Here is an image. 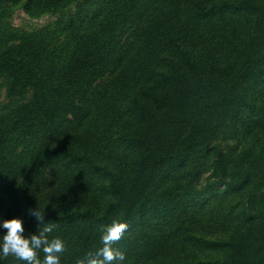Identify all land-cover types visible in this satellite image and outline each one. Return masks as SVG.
Here are the masks:
<instances>
[{
    "label": "trees",
    "instance_id": "trees-1",
    "mask_svg": "<svg viewBox=\"0 0 264 264\" xmlns=\"http://www.w3.org/2000/svg\"><path fill=\"white\" fill-rule=\"evenodd\" d=\"M134 1L87 0L59 48L24 40L0 52V87L13 95L21 93L17 80L44 71L30 103L8 110L6 122L0 117V221L21 218L28 236L39 225L31 211L44 208V222L57 225L51 235L66 244L61 264H75L99 248L101 229L115 218L128 224L124 235L136 234L129 221L146 212L152 195L165 194L163 183L157 188L152 179L163 165L184 170L208 160L206 186L212 190L202 202L212 209L220 199H232L227 233L264 217V136H257L258 150L224 153L215 143L219 127L264 132V0H181L183 11L171 18L158 11L161 0ZM231 18L237 24L218 26ZM212 25L211 35H230L238 43L202 46ZM250 34L249 46L241 45ZM71 68L91 76L84 88L74 87ZM213 116L221 122L211 124ZM101 119L114 128L110 153L89 141L90 123ZM76 124L86 126L82 136H68L84 146L81 163L61 155L65 144H57ZM107 201L98 213L96 206ZM188 230L187 236L193 233ZM5 232L0 227V237ZM125 250L123 264H160L147 247ZM43 256L41 251V261ZM232 264L262 263L247 257Z\"/></svg>",
    "mask_w": 264,
    "mask_h": 264
},
{
    "label": "rangeland",
    "instance_id": "rangeland-1",
    "mask_svg": "<svg viewBox=\"0 0 264 264\" xmlns=\"http://www.w3.org/2000/svg\"><path fill=\"white\" fill-rule=\"evenodd\" d=\"M28 1L0 0V52L9 46H22L24 40L29 43L42 40L40 44L49 41L51 49L59 48L66 37L71 17L88 3L87 0ZM139 1L135 0L133 3L137 4ZM144 1L142 0L141 4ZM51 2L55 8L45 9ZM184 7L181 0H161L157 5L160 14L167 18L180 14ZM235 24L237 20L231 18L221 21L218 26L231 27ZM213 27V25L208 26L209 31L202 35L201 44L205 48L211 47L212 43L216 42L238 43L239 40L232 39L230 35H211L215 31ZM243 39L245 41L241 45L249 46L252 40L251 34L247 41ZM21 50L19 49V54ZM23 50L27 54L28 48ZM239 54H244V52L239 51ZM76 71L78 70L70 69L75 78L74 87L84 88L91 76L85 71L74 73ZM43 76L42 69H35L31 71V78L28 80H17L20 83V89L16 90H21V93L17 95H13L12 91L5 87L6 85H2L0 87V117L6 115L8 110L15 109L16 106L30 103L37 88L41 89ZM99 82V78L96 79L93 86ZM61 85L62 82H58L55 88H60ZM69 116L70 119H75L70 113H68ZM7 119L8 116H4L1 121L6 122ZM210 122L215 125L216 122L221 121L213 116ZM85 127L84 124H76L69 129L68 134L64 135L66 137L58 138V145L60 142L65 144L60 150L64 151V154H61L59 149L58 153L70 156L77 163L84 161L86 157L83 153L84 146H74L70 143L68 136H82L85 134ZM225 129V127H219L218 130L221 131L215 139V143L224 153H228L229 150L241 152L245 150L244 148L258 150L260 144H258L257 136H264L262 130L248 133L243 130L238 132L232 130L231 132ZM89 130V141L98 145L104 153H110L107 143L111 139L114 128L108 127L106 119L91 122ZM152 179L158 181L157 188L163 183L164 190L161 194L165 193L164 196H151L146 212L129 221L130 224L134 223L135 227H132V231L136 234L132 232L131 237L129 234L123 235L116 243V248L126 251L127 246L134 244L137 247H147V254L152 255L160 264H232L234 260L240 262L247 257L255 258L264 264V217L247 219L242 222L243 226L239 230L227 233L235 213V209L230 205L232 199H220L212 209H207L206 202H202L201 197L212 190V188L207 189L206 186L209 182L208 160L200 166H189L184 170L163 165L152 172ZM142 186L141 183L138 189ZM197 192L200 194L198 195ZM108 203V201L105 202L104 206L101 203L98 204L97 212H103L102 210ZM195 222L200 223L197 229L194 227ZM207 226L210 229H207ZM191 227L193 233L187 236L188 228ZM202 242H204V247H200ZM206 243L213 245L207 246ZM241 243H244L242 247H240ZM0 260L3 261L1 264H6L5 261L7 264H12L14 261L16 264H25L11 255L7 258L0 257Z\"/></svg>",
    "mask_w": 264,
    "mask_h": 264
},
{
    "label": "clouds",
    "instance_id": "clouds-1",
    "mask_svg": "<svg viewBox=\"0 0 264 264\" xmlns=\"http://www.w3.org/2000/svg\"><path fill=\"white\" fill-rule=\"evenodd\" d=\"M31 214L39 222L37 231L24 235L22 219L12 217L0 221V227L6 230L0 237V257L10 255L25 264H61V256L67 250L59 236L51 235L57 225L44 222V208L34 209ZM43 225L42 227H40ZM128 224L119 218L113 219L101 229L99 248L89 250L75 260V264H121L125 254L114 245L121 240L128 229ZM43 252V260L39 258Z\"/></svg>",
    "mask_w": 264,
    "mask_h": 264
}]
</instances>
